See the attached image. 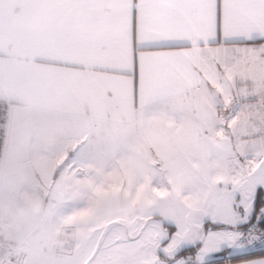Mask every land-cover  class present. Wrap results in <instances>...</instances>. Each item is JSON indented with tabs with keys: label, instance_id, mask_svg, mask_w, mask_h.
<instances>
[{
	"label": "snow or ice",
	"instance_id": "obj_1",
	"mask_svg": "<svg viewBox=\"0 0 264 264\" xmlns=\"http://www.w3.org/2000/svg\"><path fill=\"white\" fill-rule=\"evenodd\" d=\"M0 264H264V0H0Z\"/></svg>",
	"mask_w": 264,
	"mask_h": 264
}]
</instances>
